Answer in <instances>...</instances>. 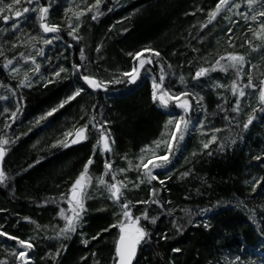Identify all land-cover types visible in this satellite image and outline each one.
Instances as JSON below:
<instances>
[{
  "label": "trees",
  "instance_id": "1",
  "mask_svg": "<svg viewBox=\"0 0 264 264\" xmlns=\"http://www.w3.org/2000/svg\"><path fill=\"white\" fill-rule=\"evenodd\" d=\"M0 146V264H264V0H0Z\"/></svg>",
  "mask_w": 264,
  "mask_h": 264
},
{
  "label": "water",
  "instance_id": "2",
  "mask_svg": "<svg viewBox=\"0 0 264 264\" xmlns=\"http://www.w3.org/2000/svg\"><path fill=\"white\" fill-rule=\"evenodd\" d=\"M42 27L44 30H46L47 32H51L52 30H50L49 28H47L45 26L44 23H42ZM84 80L86 83L88 84H92L95 87L99 88V89H103V87L93 78L91 77H84ZM160 85H157V88H159ZM176 105H180V106H186L187 107V103L186 102H182V101H178L176 102ZM188 108V107H187ZM85 137V132L83 130H80L79 132L75 133L71 140L73 143H80L81 141L84 140ZM4 148L2 146H0V177L3 171V161H4ZM79 190L78 189H74L72 191V193L70 194V201L71 202H76L78 197H79ZM126 226L128 227V233L127 234H121L118 237L117 243H116V253H115V259L116 262L115 264H133L135 257L137 255V243L140 240L141 233H138L135 235V238H133V225H132V220H129L128 223L126 224Z\"/></svg>",
  "mask_w": 264,
  "mask_h": 264
},
{
  "label": "rangeland",
  "instance_id": "3",
  "mask_svg": "<svg viewBox=\"0 0 264 264\" xmlns=\"http://www.w3.org/2000/svg\"><path fill=\"white\" fill-rule=\"evenodd\" d=\"M148 61H150V60L148 59V56L147 55H143L142 56L140 54V55L136 56V63L134 65V69H133V72L131 74V76H133L132 79H136L137 77L141 76L142 75L141 72L143 70V77H147L148 76L149 78H151V81H153V88H154V92H155L154 93L155 99L159 97V99L164 102L163 105L164 104H167L168 103V100H170V99L171 100H176L175 102L184 101V99H181V98L175 99L173 97H170L169 91H166L165 89L162 88V86L160 84V82H162V81L158 82L156 80H153V78H152L153 75L151 73V70H149V69H147L145 67V64ZM139 68H141L140 69L141 71L137 75V71H138L137 69H139ZM157 85H160V86H159V88L156 89V86ZM100 144H101V149H103L104 151L105 150H108L109 144H110V139L108 138V135L107 134L103 133L102 136H100ZM87 182H88V180H87L86 176L85 175H82V177L80 179H78V181H76L74 183L75 185L71 189V192L69 193V195L72 193V191L74 189H78L79 190V194H80L81 193V190H83L86 187V185L88 184ZM80 204H81V194L79 195L78 200L76 202H71L70 200L68 202V206H70V208H71L70 210L72 212L74 210L80 209L81 208L80 207L81 206ZM137 224L138 223L136 222L132 226L133 227V231H134V233L132 235L133 238H135V235L138 234V233H140V231H141V227L139 228V225H137ZM127 233H128V227L126 226V224H123L121 226V234H127Z\"/></svg>",
  "mask_w": 264,
  "mask_h": 264
},
{
  "label": "flooded vegetation",
  "instance_id": "4",
  "mask_svg": "<svg viewBox=\"0 0 264 264\" xmlns=\"http://www.w3.org/2000/svg\"><path fill=\"white\" fill-rule=\"evenodd\" d=\"M140 69H141V68L137 69V70H138V71H137V75H138V73H140V71H141Z\"/></svg>",
  "mask_w": 264,
  "mask_h": 264
}]
</instances>
